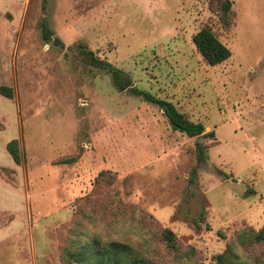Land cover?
Returning a JSON list of instances; mask_svg holds the SVG:
<instances>
[{"label":"rangeland","instance_id":"1","mask_svg":"<svg viewBox=\"0 0 264 264\" xmlns=\"http://www.w3.org/2000/svg\"><path fill=\"white\" fill-rule=\"evenodd\" d=\"M212 1L0 0V87L13 90L0 95V167L16 168L10 141L22 156L18 172L0 173V264H65L83 231L73 218L107 240L121 204L195 248L193 264L264 226V0H229V26ZM205 27L231 50L220 65L193 43ZM81 44L208 135L175 131L159 105L117 90ZM196 141L208 147L200 166ZM149 250L171 264L153 236Z\"/></svg>","mask_w":264,"mask_h":264},{"label":"trees","instance_id":"2","mask_svg":"<svg viewBox=\"0 0 264 264\" xmlns=\"http://www.w3.org/2000/svg\"><path fill=\"white\" fill-rule=\"evenodd\" d=\"M215 4L219 5L218 8L222 12L221 17L225 25L229 26L232 2L229 0L212 1V6ZM44 31L45 39L50 41L52 38L51 33L46 28H44ZM59 43L61 44V42ZM193 43L210 66L220 65L232 56L231 50L217 38L210 27H205L195 34ZM79 48L88 65L111 75L117 90L120 92L130 90L135 95L159 105L175 131L190 138L205 135V126L201 122L190 121L172 102L156 98L150 93L132 87L133 82L129 76L111 63L97 58L94 52L89 50L85 44H81ZM0 95L12 99L13 90L8 86H1ZM209 136L214 137V132H211ZM195 146L198 166H200L207 162L208 147L200 141H196ZM6 149L15 164L21 165L22 156L19 141L17 139L10 141ZM74 162H76V159L71 162H62V164ZM0 173L8 176L13 174L14 170L0 167ZM104 174V172H101L100 176H104ZM193 176H197V168L193 171ZM254 193L253 191L248 192L249 195ZM124 209L125 207L121 204L123 213L114 215L111 222H108V225L113 228L117 236L107 240H103L98 228L93 234H90L85 222L82 221V218H85V214L80 213L74 217L71 227H81L83 231L73 235L69 244L62 249V261L65 264H166L151 256L152 253L149 249L153 236L163 243L167 252L171 255V264L194 263L197 251L193 247L184 246L173 231L168 228H161L159 225H157L158 228L155 230H148L140 223L136 215L132 213L128 215ZM149 218L152 219L151 217ZM121 225L125 226L119 227ZM73 228H71L72 231ZM135 238H137L136 242L138 245L134 243ZM212 264H264V226L259 231L244 229L237 232L235 239L231 241L223 253L215 256Z\"/></svg>","mask_w":264,"mask_h":264},{"label":"crops","instance_id":"3","mask_svg":"<svg viewBox=\"0 0 264 264\" xmlns=\"http://www.w3.org/2000/svg\"><path fill=\"white\" fill-rule=\"evenodd\" d=\"M13 161H14V160H13ZM14 164H15V162H14ZM15 167H16L17 169H16V168H9V169H16V171L18 172V168H20L21 166L15 164ZM6 168H7V167H6Z\"/></svg>","mask_w":264,"mask_h":264}]
</instances>
